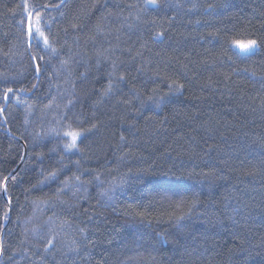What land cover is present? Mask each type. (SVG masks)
Wrapping results in <instances>:
<instances>
[{
  "label": "trees",
  "instance_id": "obj_1",
  "mask_svg": "<svg viewBox=\"0 0 264 264\" xmlns=\"http://www.w3.org/2000/svg\"><path fill=\"white\" fill-rule=\"evenodd\" d=\"M0 246L264 264V0H0Z\"/></svg>",
  "mask_w": 264,
  "mask_h": 264
},
{
  "label": "snow or ice",
  "instance_id": "obj_2",
  "mask_svg": "<svg viewBox=\"0 0 264 264\" xmlns=\"http://www.w3.org/2000/svg\"><path fill=\"white\" fill-rule=\"evenodd\" d=\"M39 19H40V18L38 17V21H39ZM30 34H31V33H30ZM32 39H33V41L36 42V43H39V42H40V39H41V33H40V29H39V28H37V29L35 30V34L32 35ZM45 45L47 46L46 41H45ZM238 46H239V48H240L242 51H244V52H248V51H251V50H253L254 48L257 47V41H256V40H250V41H248L246 44H238ZM37 68H38V66H37ZM7 91H8V92H11L12 89L9 88ZM68 135L71 136V143L68 144V145H66V147H67V148H75V147H76V140H77L78 136L81 135V133H79V132H74V133H69ZM51 178H53V179L55 178V173H52V174H51ZM77 179H78V178H77Z\"/></svg>",
  "mask_w": 264,
  "mask_h": 264
},
{
  "label": "bare ground",
  "instance_id": "obj_3",
  "mask_svg": "<svg viewBox=\"0 0 264 264\" xmlns=\"http://www.w3.org/2000/svg\"><path fill=\"white\" fill-rule=\"evenodd\" d=\"M33 20V19H32ZM31 23H32V21H31ZM27 26H28V24H27ZM28 33H29V31H28ZM31 33H32V35H33V32H32V24H31ZM32 43H33V41L30 43V38H29V45H32ZM238 44H246V43H240V42H234L233 43V47L237 50V51H239V52H242V53H251L252 51H254L256 48H254L253 50H251V51H248V52H244V51H242L240 48H239V46H238ZM37 85V84H36ZM35 85V86H36ZM11 92H13V91H11ZM9 134H10V132L9 131H7ZM4 194H6V191H5V188H4Z\"/></svg>",
  "mask_w": 264,
  "mask_h": 264
},
{
  "label": "water",
  "instance_id": "obj_4",
  "mask_svg": "<svg viewBox=\"0 0 264 264\" xmlns=\"http://www.w3.org/2000/svg\"><path fill=\"white\" fill-rule=\"evenodd\" d=\"M32 19H33V12L30 14V16L28 18V31H29L30 43L33 41V39H32V33H31V21H32ZM1 254H2V251H1V246H0V257H1Z\"/></svg>",
  "mask_w": 264,
  "mask_h": 264
}]
</instances>
